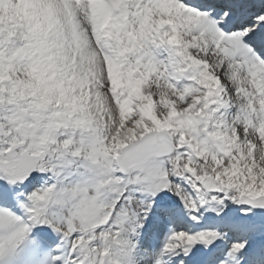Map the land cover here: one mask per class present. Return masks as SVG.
Returning <instances> with one entry per match:
<instances>
[{
    "label": "rangeland",
    "instance_id": "obj_1",
    "mask_svg": "<svg viewBox=\"0 0 264 264\" xmlns=\"http://www.w3.org/2000/svg\"><path fill=\"white\" fill-rule=\"evenodd\" d=\"M34 3V0L0 3V63H9L6 70L1 68L0 71V168H5L4 172L10 176L26 179L43 171L54 174L58 187L53 194L49 193L50 198L39 197V223L72 234L76 252L82 250L84 242L88 243L89 236H93L95 242L86 248V259L92 257L97 263L102 255L103 237L99 225L107 219L103 206L96 199L98 190L94 181L97 173L106 170L101 178L113 193L125 189L106 164L107 146L112 138L125 135L134 127L140 128V133L145 135L148 130L163 126L174 137L175 146L184 144L188 147V155L181 158L176 155L178 164L171 170L165 161L155 160L156 147L151 136L145 135L135 146L128 145L122 155L123 163L129 169L145 166L142 175L138 171L134 173L136 183L116 207L115 218L119 221L116 225L122 228L120 231L114 226L110 229L111 241L117 240L122 247L118 246L116 253H110L108 260L125 264L129 258V250L123 257L118 252L122 251L125 231L133 228L127 215H140L132 219L138 223L141 219L142 205L138 203L135 189L151 194L168 190L174 199L185 192L188 199H184V203L192 206L199 215L218 219L245 215L247 224L259 233L258 239L264 238V212L255 215L254 211L258 198L264 196L262 70L258 72L247 63L243 66L240 54L236 57L233 51L229 54L231 59H219L224 53L226 55L223 49L216 52L214 43L205 48L202 44L203 56L197 59L203 62H198L212 60L213 66L203 73L204 77L196 73L197 87L203 78L209 83L203 87L199 85L202 96L195 94L191 98V105L200 109L190 122L186 120V106L182 102L179 104L178 93L173 101L175 107L172 106L177 110L175 112H172L168 100L163 99L173 94L169 89L154 98L143 92L144 102L136 104L139 107L136 118L123 120L126 117L121 113L120 123H114L95 102L96 97L104 93L98 75H101V68L93 59L84 57L82 38L67 22L68 11L69 30L53 13L33 15ZM61 6L66 8L62 3ZM41 30L46 34L39 37ZM90 44L86 45L88 53L92 50ZM194 59L189 62L194 63ZM203 67L206 68L203 65L201 70ZM31 80L35 81L36 88L41 86V96L34 86L31 88L28 84ZM109 90L107 97L111 100ZM138 92V96L142 94L141 90ZM42 110L45 111L43 114ZM89 114L93 118L87 119ZM143 114L151 115L147 119ZM31 117L38 121L31 122ZM45 148L48 151L43 153ZM172 175L186 182V188L181 189L180 183L168 187L166 179ZM0 178L6 179L3 174ZM131 185L129 182L126 186ZM56 202L61 204L62 219L53 212L52 205ZM13 228L6 216L0 214V264H12L9 232ZM202 237L209 242L216 238L219 245L220 237L212 233H205ZM188 238L187 232L180 231L179 244L175 242L174 245L182 247ZM152 247L153 242H147L133 257L132 263L153 264Z\"/></svg>",
    "mask_w": 264,
    "mask_h": 264
},
{
    "label": "bare ground",
    "instance_id": "obj_2",
    "mask_svg": "<svg viewBox=\"0 0 264 264\" xmlns=\"http://www.w3.org/2000/svg\"><path fill=\"white\" fill-rule=\"evenodd\" d=\"M42 1L47 4L48 8H51L50 11L53 12L54 15H56L58 17L57 19L61 20L60 22L64 23L63 27L64 26L68 27V25H67V22H68V24L73 29V32L76 35L81 36V38H82L81 46H82V51H83L84 57L87 59H93L98 64L97 66H100V68H101V71H100L101 75L100 74H98V75H99V79H101V87L104 89V93L100 97H96L95 102H97L99 104V106H101L103 111L106 112L105 114H107L109 116L110 120L114 121V123L121 121V116H122L121 113H124L122 107H119L118 105H116V103L112 99L109 100L107 97V90H109L108 87H110L111 84L113 83L112 81H110L108 79V77H109L108 75H109V73L112 74V71L110 69L107 70V68H105L104 63L101 60L99 51L95 47V44H94V41L92 38V36H93V20L91 17V13L88 10L87 4H85L83 2H76L73 0H41V3H42ZM2 2H3V0H0V3H2ZM49 2L51 3V5L49 4ZM44 3H42V6L44 5ZM61 3L67 9L63 8L61 6ZM39 5L40 4H38L37 7ZM136 6H137L136 4L133 5V7H136ZM133 7H131L128 11L131 14L129 30L126 32L125 36H123V39H121L124 42V45L122 47H119L118 43L117 44L115 42L112 43V46L117 48L118 54H123L124 51L128 50L131 47V42L128 39V35H131V37L137 36L139 33H142L143 28L146 27L145 26L146 17L143 15L145 13L144 8L140 7L137 11H133L132 10ZM38 8H39L38 9L39 11L43 10V7L39 6ZM64 9H66V10H64ZM183 9H185V7H183ZM67 11H68V18L66 17ZM169 11L171 13H174L177 10L171 9ZM163 12H160L158 15H156L154 17V20L156 23L161 24V31H162L161 32V39H163L167 44H169V48L174 46V45H180L183 48L182 50H184V49L191 50L192 56L195 57L196 59L199 56L202 58V56H203L202 52L204 51V48L206 46H208V44L215 43L217 41V37H219L215 26L213 25V23L211 21H208L207 19H203V21L201 22L202 24H200L198 26V25H195L196 23H198V21L194 20L193 18H190L188 15L186 16V18L177 17V16H175V14H170V16H163V14H164ZM66 18H67V22H66ZM112 26H113V28L115 27L114 22L112 23ZM195 27H197V28H195ZM169 28H173L174 32L169 30ZM68 30H69V27H68ZM117 32H118V29L115 28L114 32H113L114 36L117 35ZM71 37H72V46L75 48V44H73V36L71 35ZM90 42H91V44H90ZM208 42H210V43H208ZM226 43H227V41H226ZM87 44H90L92 47L91 53H88L86 50ZM202 44L204 45V48L202 47ZM213 49H214V51H216L215 48H213ZM208 53H209V51H208ZM180 54H182V52L179 50H177L174 53L173 57H175V58H173L171 61V63L173 65H174V62H176L178 60V57L180 56ZM210 56L211 55L208 56L209 59H210ZM221 58L223 60L225 58L228 59L226 55L220 57L219 59H221ZM197 60L200 61L201 59H197ZM201 62H203V60H201ZM204 63L208 64L209 66H213L212 60L204 61ZM180 64H181V62H180ZM221 64H222V61H221ZM173 65L171 67H172L174 73L176 74L178 68H175ZM95 70H97V68H95ZM145 70H146V76H147V81H148L147 85L145 88H140L141 86H143V83H142L140 85V87L138 86L139 88L136 87V89H138L139 91L144 90L143 92H146L147 95L152 97V98H154L158 94L164 95L163 94L164 92L169 91L168 84L166 82H162L158 79V72L155 71V69L149 68L148 70L147 69H145ZM106 71H108V73ZM81 76H84L83 71H81ZM217 76H218V73H217ZM170 92H172L173 94H170L169 97H164L163 99L168 100V104H170V107L173 109V107H175V106H173L174 105L173 101L175 99H177L175 94H177L178 92H176L172 89L169 91V93ZM138 94H139V92H138ZM141 95H143V94L139 95V99H144V98H141L142 97ZM199 95H201V93H199ZM137 98H138V96H137ZM181 102L182 101L180 100V103H179L180 105L182 104ZM168 104H166V105L168 106ZM175 111H177V110H174V109L172 110V112H175ZM125 117H126V115H125ZM124 120H127V119H124ZM118 138H121V137L118 136ZM103 197L105 199H108L106 197L105 191L103 192ZM240 217L242 218V216H240ZM241 218H238L237 220H235V222L228 221V222H225L223 225H221L222 224L221 223L218 225V227H220L222 231H224L225 229H235V228L240 230L239 229V228H241L240 225L243 224V220ZM194 224H193L192 229H195V231H194V233H192V236L190 237L192 244L197 243V238L200 236V233L202 232V231L198 232L197 227H196V223H194ZM165 225H166V222L162 219H160L159 221H156L154 223V228L157 227V231L160 232L159 237L154 240L155 247L151 252L152 257H153V261H155L154 264H160L159 258H163V257L168 258L167 259L168 264H175V261H173V260H175L176 257L179 256V254L175 255V253L179 252L177 250V248L172 247L167 243V241L165 239V235L163 237V226H165ZM162 248H166L165 251H163ZM206 248H207V250H206L205 254L203 255V258H205V256L210 251L211 252L214 251L208 247H205L203 249H206ZM229 248H231V245L229 246ZM229 248H227V249L225 248V252L228 251ZM54 249H55V251H57V253L51 254L49 256V258L47 259V261L45 262V264H52V262H51L52 256L55 257L56 264H61L62 262L63 263L68 262L69 264L72 263V261H70V259L64 258L62 253H60V251L63 249L62 244H56ZM203 249L197 248L198 251L196 250L194 252V254H199L200 251H202ZM187 250L190 251L191 248L188 246L187 249H184L183 251H181L180 254L186 252ZM220 251H221V249H220ZM104 254H106V252H104ZM173 255H175V256L172 257ZM182 257H186V255H183ZM233 260L237 261V264H246L245 261L240 262V258L238 256H234ZM211 263L212 262L210 260L209 264H211ZM23 264H25V263H23ZM102 264H112V263L102 262ZM184 264H186V263H184Z\"/></svg>",
    "mask_w": 264,
    "mask_h": 264
},
{
    "label": "water",
    "instance_id": "obj_3",
    "mask_svg": "<svg viewBox=\"0 0 264 264\" xmlns=\"http://www.w3.org/2000/svg\"><path fill=\"white\" fill-rule=\"evenodd\" d=\"M258 206L260 210H264V198H260Z\"/></svg>",
    "mask_w": 264,
    "mask_h": 264
}]
</instances>
